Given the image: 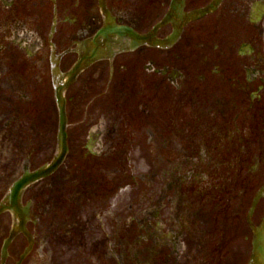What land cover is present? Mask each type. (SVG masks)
I'll return each instance as SVG.
<instances>
[{
  "label": "flooded vegetation",
  "instance_id": "1",
  "mask_svg": "<svg viewBox=\"0 0 264 264\" xmlns=\"http://www.w3.org/2000/svg\"><path fill=\"white\" fill-rule=\"evenodd\" d=\"M102 1L112 24L131 37L94 41L105 24L100 0H0V89L25 90L34 73L40 76L36 83L46 90L49 79L54 90L65 72L98 48L97 60L83 68L65 93L67 121L69 103H75L73 119L92 122L89 132H79L88 140L85 153L72 160L78 177L69 178L71 184L80 178L94 187L99 199L112 194V178L105 172L111 166L126 167L130 159L126 154L116 158V153L96 152L101 137L153 139L156 165L163 139L188 140L187 169L181 179H173L184 189L174 205L173 222L151 226L143 220V211L128 221L121 212L105 210L108 248L105 245L101 256L107 264L113 253L116 264H263L264 195L251 215L249 211L264 187V0H218L202 15L199 12L217 0ZM162 42L171 43L161 47ZM116 92L129 104L116 99ZM9 100L25 114L28 105L23 98ZM117 106L122 111L119 119H108ZM181 107L183 118L177 114ZM146 139L140 147L130 145V157L149 149ZM118 143L126 146L123 140ZM69 155L68 149L65 161ZM159 185L153 195L157 199ZM180 213L182 218L176 216ZM70 218L72 226L55 229L58 241L50 243L57 248V264H64L67 254L60 249L70 236L74 241L88 237V243L93 235L94 228L84 225L80 213L73 211ZM28 224L33 247L21 264H34L39 246L36 221ZM75 226L78 232H73ZM117 229L122 234L119 244L114 243L113 248H119L115 252L110 231ZM130 231L136 235H127ZM53 232L41 228V240L52 241ZM17 239L23 243L14 254ZM85 239L82 245L73 242L71 259L79 261L81 256L82 264H94L93 238L91 249L89 243L87 251L77 252L87 244ZM27 243L23 234L17 235L6 264H17ZM47 254L54 255L52 250Z\"/></svg>",
  "mask_w": 264,
  "mask_h": 264
},
{
  "label": "rangeland",
  "instance_id": "2",
  "mask_svg": "<svg viewBox=\"0 0 264 264\" xmlns=\"http://www.w3.org/2000/svg\"><path fill=\"white\" fill-rule=\"evenodd\" d=\"M39 77V74L32 73L30 85H28L25 90L17 91L11 88L0 89L1 92L4 93L3 100H0V198L6 193L10 184L26 169L32 170L46 163L56 151L57 109L53 102L52 88L49 79L48 88L45 90L40 83H36V78L39 80ZM41 78L43 79L42 75ZM71 94L72 90L70 89L67 95L70 96ZM116 94V99L123 101V104H129V102L122 99L118 92H116ZM22 98L28 105L26 106L28 109H26L24 115L18 112V105L13 102L10 103L9 100L18 101ZM69 107L71 118L68 119L69 137L67 140L69 144V153L70 155L72 154L71 158H67L61 169L51 178L31 186L23 197V204L26 201L31 202L30 218L36 221V233L38 235L39 246L34 256V264H57V248L54 244L58 240L55 229L57 230L60 229V227L66 226L71 227L70 215L73 211L84 216V225L86 227L90 225L94 228V231L91 229L93 235L88 243L85 239L88 237L78 236L74 241L72 239L73 236H70L68 242L63 246V249H60L61 253L67 254L63 263L82 264L81 256H79V261H77V259L74 261V258L71 259L75 252L73 242L82 245V239H85L84 242L87 243L84 245L85 248H77V252L81 254L84 252V249H86V251L89 249V243L91 249L93 238L96 241L94 242L95 257L97 256L94 259V264H107V261L104 260V256H101L104 252L105 245L108 248V244L105 241V234H109L104 225L105 220L102 212L105 210H110L115 213L121 212L125 216V220L129 221L130 216L132 217L135 213L137 214L143 211V216L145 215L144 217L147 218L143 220H147V223H150L151 226H154V223L157 221L161 222L159 224L164 222L169 226V222H173L174 220L173 210L174 205H176L178 201L177 197L180 195L184 196V189H181L178 185L176 186L173 183V179H181L187 169L186 158L190 155L188 140L183 137L163 139L162 141L165 144L161 145L159 148L160 155H158V165H156L153 164L156 156V151L152 149L153 139L135 137L124 140L117 137H101L97 145L94 146L96 152L101 153L105 151L107 154L111 155L116 153V158L126 154L130 162L129 160L127 161L126 167L121 166L115 168L111 166L108 170L106 169V176L112 178L111 186H113V192L110 197L106 196L104 200L102 198L99 199L98 196L93 193L95 192V190H93L94 187L84 182V179L82 180L79 178L77 182L72 184L71 180H68L69 178L74 179L78 177L76 168L74 167V161L72 160L85 153V143L88 140L86 138L87 134H80L79 132H89L92 125V122L77 123V121L73 119L75 103H69ZM183 109L184 107H181V110L177 113L180 117H182L184 113ZM121 113V107L117 106L115 111L107 116L108 119H119ZM88 114L89 112L86 118ZM177 114L176 116H178ZM92 119H94V117H92ZM87 120L88 118L86 121ZM176 120H178L179 126L184 125L179 119ZM178 130L183 132V129ZM101 134L104 135V133ZM144 139H146L145 147L149 149H143L142 153H140L139 150L136 154L133 152L134 155L130 157V145L140 147V143L144 142ZM121 140L125 141L126 146H120L118 142H121ZM116 147L125 152H122L118 148L116 149ZM156 183H160L158 199L153 196ZM83 194H85V196H83ZM157 201L158 206L156 205ZM108 216L109 215L105 216V218ZM176 216H180V218L183 217L182 213ZM90 218H92V220L86 223ZM140 218L143 217L140 216ZM11 224L12 218L10 219L9 215L4 214L0 217V246ZM76 226L72 228V230H74L73 232L79 231ZM44 227L54 229V232L49 234L52 241H50V238L41 240L43 235H41V228ZM179 227L182 228L183 225L180 224ZM118 230L119 229L113 232L110 231L113 238L110 245L111 249H114V243L119 244L117 239L122 233ZM163 231H166V229L157 230V232ZM182 232L183 231H175V233ZM128 234L133 236L136 235V233L132 231H130V233L127 232V235ZM83 235L88 236V233H84ZM139 235L142 237L144 236L142 234ZM159 236H162V233H159ZM45 242L49 244H44ZM22 243L20 239L14 241L12 253H17ZM180 248L182 249L183 247L180 246ZM118 249L115 248V252ZM41 250L43 251L42 257L40 256ZM50 250L54 253L53 257L47 254ZM45 253L47 254L46 256ZM68 260L69 263H66ZM117 260L118 259L113 253L111 264H116Z\"/></svg>",
  "mask_w": 264,
  "mask_h": 264
},
{
  "label": "water",
  "instance_id": "3",
  "mask_svg": "<svg viewBox=\"0 0 264 264\" xmlns=\"http://www.w3.org/2000/svg\"><path fill=\"white\" fill-rule=\"evenodd\" d=\"M100 7L103 13L105 14L106 21H105L104 27L94 37V41H98V40L107 41L110 37H117L121 39L127 35L130 37L132 36V34L125 31L124 28L117 27L112 24V21L110 17L108 16V13L103 8L102 0L100 3ZM211 8H214V7H211ZM139 42L142 43L143 39L140 38ZM97 53H98V48L94 50L91 58L87 56L83 57L76 65L72 67V69L67 74H65L64 79H62V83L56 86L55 100H56V104H57L58 112H59V124H58V134H57V153L55 157L50 162V164L45 165L37 169L34 172H29L28 170H25L22 176L12 184V186L9 189L8 194L5 196L3 201L0 203V214L4 212H10L17 220V224L14 225V228L9 238L4 242V245L2 248V254H1L2 264H4V261L6 258L7 247L10 241L12 240V238L17 233L22 232L28 237V240H29V248L26 250L25 254L21 257L20 261L25 257V255L29 252L31 248V245H32L31 238L29 237V235L27 234L25 230V223L28 219L29 204H27L25 207H22L20 205L22 193L28 186L52 174L62 163L67 153L66 132H65V128H66L65 99L63 97V93L67 89V87L74 81L76 76L81 71V68L87 63V61L93 60L96 57ZM262 192L263 190H261L256 195L250 212L253 211V208L256 202L258 201V199L261 197Z\"/></svg>",
  "mask_w": 264,
  "mask_h": 264
}]
</instances>
